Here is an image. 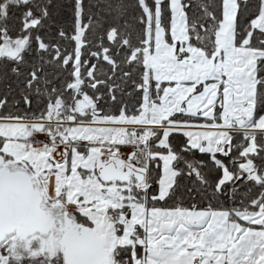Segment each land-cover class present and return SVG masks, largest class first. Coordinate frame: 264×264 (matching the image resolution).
Returning <instances> with one entry per match:
<instances>
[{
    "label": "snow or ice",
    "instance_id": "6c2138e0",
    "mask_svg": "<svg viewBox=\"0 0 264 264\" xmlns=\"http://www.w3.org/2000/svg\"><path fill=\"white\" fill-rule=\"evenodd\" d=\"M0 264H264V0H0Z\"/></svg>",
    "mask_w": 264,
    "mask_h": 264
},
{
    "label": "crops",
    "instance_id": "0c3cea01",
    "mask_svg": "<svg viewBox=\"0 0 264 264\" xmlns=\"http://www.w3.org/2000/svg\"><path fill=\"white\" fill-rule=\"evenodd\" d=\"M144 62L146 64H151L154 67V69L155 68L163 69L165 67L164 65H159L157 60L154 57L149 56L146 52H145V56H144ZM49 183L51 184L52 181L49 180Z\"/></svg>",
    "mask_w": 264,
    "mask_h": 264
},
{
    "label": "trees",
    "instance_id": "16d2710c",
    "mask_svg": "<svg viewBox=\"0 0 264 264\" xmlns=\"http://www.w3.org/2000/svg\"><path fill=\"white\" fill-rule=\"evenodd\" d=\"M136 55V53H135V51H133L132 53H131V55L129 56V58L131 59L132 57H134Z\"/></svg>",
    "mask_w": 264,
    "mask_h": 264
},
{
    "label": "rangeland",
    "instance_id": "374dc122",
    "mask_svg": "<svg viewBox=\"0 0 264 264\" xmlns=\"http://www.w3.org/2000/svg\"><path fill=\"white\" fill-rule=\"evenodd\" d=\"M79 43V42H78Z\"/></svg>",
    "mask_w": 264,
    "mask_h": 264
}]
</instances>
